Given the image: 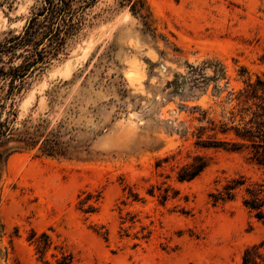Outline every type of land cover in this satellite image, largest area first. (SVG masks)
I'll list each match as a JSON object with an SVG mask.
<instances>
[{
  "label": "rangeland",
  "instance_id": "374dc122",
  "mask_svg": "<svg viewBox=\"0 0 264 264\" xmlns=\"http://www.w3.org/2000/svg\"><path fill=\"white\" fill-rule=\"evenodd\" d=\"M81 1L51 50L47 0H0V70L25 72L20 90L0 78L3 112L74 147L6 161L0 264H55L61 253L70 264H242L253 247L264 257V221L242 204L248 185L264 189V167L251 147L208 146L241 142L223 131L243 128L238 94L264 81V0ZM35 16L40 30L25 41ZM196 157L206 168L179 181ZM240 177L233 200L213 202ZM33 234L48 237L42 257Z\"/></svg>",
  "mask_w": 264,
  "mask_h": 264
},
{
  "label": "trees",
  "instance_id": "16d2710c",
  "mask_svg": "<svg viewBox=\"0 0 264 264\" xmlns=\"http://www.w3.org/2000/svg\"><path fill=\"white\" fill-rule=\"evenodd\" d=\"M47 8L42 13L43 16V34L44 38H47L50 49H54L57 42L64 41V36L61 37V33L68 34L72 31L73 27V14L72 2L81 3L80 8H85V1L79 2V0H47ZM143 3L133 2L131 6V12L141 10ZM41 14V15H43ZM35 16L27 26L24 35L29 38L39 32L40 28L36 26L35 22L38 19ZM18 39V37H16ZM38 61L43 60L41 53L37 54ZM23 66L9 69L7 71L0 70V78L8 80L10 85L18 81L20 90L23 82L24 73H19ZM12 89V88H11ZM246 106V114L249 119L244 124L243 128H229L223 132L232 130L235 137L239 139L240 143H228V142H214V145H208L210 147H225L228 151H239L241 148L251 147L253 153L251 160L255 161L258 166L264 167V81L257 79L255 83H246L244 89L238 94ZM9 113L3 112V106H0V176L2 169L9 159L15 153L32 151L37 148V151L47 157H64L70 155L73 152L74 147L70 145V141H63L57 132L50 131L45 134V129L42 125H26L23 124L18 128L11 126L9 120ZM241 119L240 121H242ZM257 140V141H256ZM210 144V143H209ZM221 144V145H220ZM207 166V161L201 157H196L194 163L182 168L179 171V181H191L197 177ZM245 185L243 178L232 179L228 181L222 188V191L211 194V198L214 203L219 201H231L235 197V191ZM246 197L243 199L242 204L250 212L253 213L254 218L258 221H264V198L261 196L264 193L263 185L252 184L248 185L244 189ZM32 242L36 246L37 254L42 255L48 250L50 243L48 237L45 234H41L35 237L32 236ZM254 250L255 254L251 256V251ZM62 258L56 260L55 264H70V255L61 253ZM242 264H264V257L258 248L246 249L243 254Z\"/></svg>",
  "mask_w": 264,
  "mask_h": 264
}]
</instances>
